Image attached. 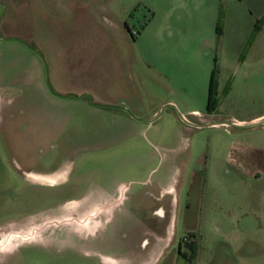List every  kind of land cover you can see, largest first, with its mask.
<instances>
[{
  "label": "rangeland",
  "instance_id": "rangeland-1",
  "mask_svg": "<svg viewBox=\"0 0 264 264\" xmlns=\"http://www.w3.org/2000/svg\"><path fill=\"white\" fill-rule=\"evenodd\" d=\"M242 148L264 154V16L240 0H0V264H100L121 222L164 230L177 264H264V162ZM103 186L108 245L44 221Z\"/></svg>",
  "mask_w": 264,
  "mask_h": 264
},
{
  "label": "crops",
  "instance_id": "crops-1",
  "mask_svg": "<svg viewBox=\"0 0 264 264\" xmlns=\"http://www.w3.org/2000/svg\"><path fill=\"white\" fill-rule=\"evenodd\" d=\"M240 3L248 11L255 20L264 14V0H240ZM241 158L249 160L253 163L264 162V154H260L253 149H240ZM162 179V178H161ZM157 181L160 184L157 192H153L146 203L145 208L148 209L150 215L156 217L165 216L170 212L177 199V190L174 183L177 179L167 177L165 181ZM183 182V179H182ZM186 184H190V178L186 181ZM170 193L165 203V195ZM175 193V194H174ZM264 200V195L262 196ZM264 215V212H263ZM113 230V229H112ZM167 233L160 229L157 225H132L130 227L124 226L121 222V243H119L118 253L111 255L105 251H100L98 254L100 258V264H177L181 257L170 255L169 257L164 254V248L167 245ZM4 242V241H3ZM0 242V245L3 244ZM110 241H103L97 244L108 245ZM19 244L13 243L11 247L6 248L5 252L8 255L10 251H13ZM3 252L0 249V253ZM89 252H93L92 248ZM9 257H0V262L8 259ZM182 261V260H181ZM183 262V261H182Z\"/></svg>",
  "mask_w": 264,
  "mask_h": 264
},
{
  "label": "flooded vegetation",
  "instance_id": "flooded-vegetation-1",
  "mask_svg": "<svg viewBox=\"0 0 264 264\" xmlns=\"http://www.w3.org/2000/svg\"><path fill=\"white\" fill-rule=\"evenodd\" d=\"M56 95V94H54ZM86 101L90 104L99 105V103L93 102L89 96L85 95ZM115 108V107H114ZM121 110L120 108H116ZM58 170L57 166H47L44 169L39 170L37 173L32 174V177L36 180H32L37 183H53L59 175L56 174ZM31 173V171H24ZM119 188V186H118ZM114 190L113 193L109 192V189L105 186L99 188L100 193L94 197H86L79 199H72L69 204H63L58 212L54 213L44 219L47 224H57L70 222L74 225L76 230L84 239H80V242L87 243H100L107 241L106 235L108 234V223L110 220L109 207L116 206L119 210L121 209V193ZM66 206V207H64ZM35 217L30 218L29 215H24L18 222H21V226H29V223ZM36 218L35 220H37ZM45 223V224H46ZM46 224V225H47ZM181 246V241H178L177 248ZM180 252V251H179Z\"/></svg>",
  "mask_w": 264,
  "mask_h": 264
},
{
  "label": "water",
  "instance_id": "water-1",
  "mask_svg": "<svg viewBox=\"0 0 264 264\" xmlns=\"http://www.w3.org/2000/svg\"><path fill=\"white\" fill-rule=\"evenodd\" d=\"M45 84H46V87H47V89L52 93V94H56L55 92H53V90L50 88V86H49V84H48V82H47V80L45 79ZM57 95V94H56ZM60 96H63V95H60ZM82 96V95H81ZM78 97H80V96H78Z\"/></svg>",
  "mask_w": 264,
  "mask_h": 264
},
{
  "label": "trees",
  "instance_id": "trees-1",
  "mask_svg": "<svg viewBox=\"0 0 264 264\" xmlns=\"http://www.w3.org/2000/svg\"><path fill=\"white\" fill-rule=\"evenodd\" d=\"M263 16H264V14H263ZM188 245H189V248H190V252L192 253L193 252V250H192V247H194L195 245L194 244H191V243H188Z\"/></svg>",
  "mask_w": 264,
  "mask_h": 264
}]
</instances>
